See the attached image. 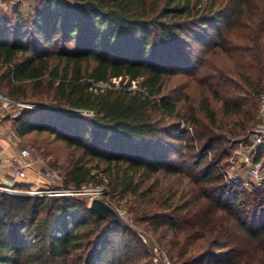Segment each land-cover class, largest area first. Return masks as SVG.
<instances>
[{
	"label": "trees",
	"instance_id": "1",
	"mask_svg": "<svg viewBox=\"0 0 264 264\" xmlns=\"http://www.w3.org/2000/svg\"><path fill=\"white\" fill-rule=\"evenodd\" d=\"M236 1L40 0L30 24L43 43L55 45L57 35L74 42L48 55L24 40L21 21L13 30L0 17V87L20 83L8 92L25 94L24 81L38 89L46 78L58 103L92 113L25 117L16 122L17 135L47 132L78 151L64 168L65 187L94 182L110 204L133 200L173 264H264V186L244 195L240 180L227 192L219 171L228 154L223 144L238 135L249 142L264 95V20L252 36L240 31L245 2L234 7ZM229 4L235 9L223 16ZM223 22L208 56L224 55L226 63L207 65L203 58L187 74L197 94L195 102L187 94V115H180L177 99L163 88L177 45L185 38L202 42ZM100 82L110 86H92ZM169 116L187 122L179 163L162 136L180 140L185 131L179 122L164 126ZM253 159L264 165V142ZM116 230L136 245L119 252L109 237ZM147 248L128 228L89 210L85 198L0 192V264H128L136 254L131 264H152Z\"/></svg>",
	"mask_w": 264,
	"mask_h": 264
},
{
	"label": "rangeland",
	"instance_id": "2",
	"mask_svg": "<svg viewBox=\"0 0 264 264\" xmlns=\"http://www.w3.org/2000/svg\"><path fill=\"white\" fill-rule=\"evenodd\" d=\"M245 2V5L242 6L243 10L241 12V18L239 21L240 31L246 32L249 36L253 34V28L256 27V24H261L260 20H264V0H242ZM239 0L236 1L234 7L238 5ZM40 4V0H27L21 3L15 4L11 9H7L5 12L0 13V17L5 15L10 23H12V29H16L17 23L22 22V26L19 27L25 35L26 40H34L38 42L45 49V54L55 53L61 47L68 46L72 48L74 42H65L61 39L59 35L55 36L56 39L55 45L44 44L42 39L36 33L34 27L30 24L33 19L36 10ZM233 4H229L222 8V15H228L229 11L235 9L232 7ZM254 7V8H252ZM251 10H254L252 12ZM253 13V14H252ZM259 15L262 19H260ZM12 30V32H13ZM225 32L224 22L220 23L217 28L212 29L208 35H202L199 38L202 39V42L196 43L192 38H185V42L178 43V50L176 51V56L174 61H172L171 68L168 70L167 75L163 80L164 93L170 94L173 98H176L178 101V110L181 114L187 115V94L193 102L196 98V84L193 81H189L190 77H187L189 72L195 71L203 58H205L207 65L216 64L222 65L226 63V58L224 55H212L211 51H215L210 47V43L216 39L217 32ZM205 36L207 38H205ZM183 40V41H184ZM210 49H212L210 51ZM43 51V50H42ZM56 63V60L52 61ZM141 81V80H139ZM111 83L115 86H120V78H112ZM126 83V80L123 84ZM20 83H15L12 81H7L2 84L0 91L5 93L6 97L12 101L10 107L5 111H1L0 116L2 117V130L0 131V144L3 148L0 149L1 155H9L15 151H18L20 148L26 147L31 151L33 160H36V165L33 169L27 171V177L23 180H18V189L35 191L38 195L33 196H51V197H63L71 196L76 198H85L88 203V194L84 192L75 191L77 188L70 186L65 187L64 185V168L76 160L79 152L71 148L66 147L63 141L57 140L52 134L47 132L37 134L32 132L25 136H18L16 133L17 121L23 118L30 116H40L42 113L50 112L55 113H66L76 116L91 117L92 113L87 111H80L68 108L65 105H62L54 99V89L50 88L46 78L43 79L41 87L36 89L34 84L30 81H24L23 85L25 89V94H20V92L10 95L9 90L13 88L14 85ZM188 85V89H187ZM93 87H109V84L106 83H93ZM132 89H138L139 85L137 81H134L132 84ZM192 102V103H193ZM56 115V114H55ZM179 122V130L185 131L180 140L173 139L168 136V134L163 135L162 137L167 140L168 144V154L176 163H179L183 151H186L184 148L185 141H187V122H181L176 117H164L163 123L164 126H173ZM245 136L238 135L236 139H232L230 143L223 144V147H227L228 154L220 164V170L225 178L223 182L226 184L227 181V192L228 190H233L232 184L239 183L243 181V188L245 192H250L253 190V186L261 188L264 186V182L256 185V181L252 180L248 174L249 164L246 161V156L249 154L250 149V139L249 142H244ZM218 145V144H217ZM5 147V148H4ZM5 149V152L3 151ZM194 155V154H192ZM186 163L189 164L192 161V157L186 156ZM236 179H239L236 180ZM2 184L9 186L13 185V180L9 177L1 179ZM244 181L249 182L250 184L245 185ZM86 188L90 190H100L102 189L101 185L94 184V182L84 183ZM238 187V186H236ZM238 192L243 191L238 187ZM2 193L4 190H0ZM234 191V190H233ZM241 196V193H239ZM245 197H242L244 199ZM112 206L117 210L118 214L129 223L131 226L143 231L146 234V240H143L138 236L132 229L128 228L132 233L140 237L147 244V250L150 254L152 264H162V255H165L168 259V255L163 245L159 242V237L157 234H154L152 230L148 229L149 225L146 222H143L141 219L144 217L143 209L138 207V205L133 203V200L130 198L127 200H122L118 202H112ZM247 209H250V206L247 205ZM250 212V211H249ZM144 219V218H143ZM111 240L113 243H118L120 245L119 252L124 253L126 249L124 245H130V247L136 245L135 243H130L131 234L121 230L114 231L110 234ZM158 248V253L154 252L153 247ZM143 249L140 246H137L135 252L141 253ZM137 254L133 255L131 258L127 259V263L131 264L137 260ZM153 259V260H152ZM170 260V259H169ZM146 261H149L148 259ZM173 264V262L170 260Z\"/></svg>",
	"mask_w": 264,
	"mask_h": 264
},
{
	"label": "built area",
	"instance_id": "3",
	"mask_svg": "<svg viewBox=\"0 0 264 264\" xmlns=\"http://www.w3.org/2000/svg\"><path fill=\"white\" fill-rule=\"evenodd\" d=\"M27 0H0V11H6L7 9H11L15 6V4L21 3ZM12 101L6 97L4 93L0 91V109L1 111H5L10 107ZM2 130V117L0 116V131ZM250 149L249 154L246 156V161L249 164L248 174L252 180L256 181V185H259L264 182V165L262 160H254L253 154L255 152V148L257 145L264 142V95L259 97L258 102V110H257V123L252 128V132L250 134ZM36 160H33L31 151L29 148L23 147L16 151L14 154L10 156H1L0 155V190H4L3 193L9 195H38L35 191L29 190H21L18 189V180H23L27 177V171L29 169H33L36 165ZM5 177H9L13 180V185L9 186L6 184H2L1 179ZM239 181V179H236ZM243 182V181H242ZM245 185L250 184L247 181H244ZM252 188H257L253 186ZM75 191L84 192L88 194V196L96 193L102 195V189L100 190H90L85 187V185H81L80 188H77ZM2 192V191H0ZM42 196V194H41ZM154 252H159L158 248L153 247ZM159 254V253H158ZM162 264H172L170 260L162 255Z\"/></svg>",
	"mask_w": 264,
	"mask_h": 264
},
{
	"label": "water",
	"instance_id": "4",
	"mask_svg": "<svg viewBox=\"0 0 264 264\" xmlns=\"http://www.w3.org/2000/svg\"><path fill=\"white\" fill-rule=\"evenodd\" d=\"M87 207L99 217L106 219L109 222L128 227L143 240H146V234L123 220V218L118 214L117 210L109 202H107L102 195L96 193L90 195L88 198Z\"/></svg>",
	"mask_w": 264,
	"mask_h": 264
},
{
	"label": "crops",
	"instance_id": "5",
	"mask_svg": "<svg viewBox=\"0 0 264 264\" xmlns=\"http://www.w3.org/2000/svg\"><path fill=\"white\" fill-rule=\"evenodd\" d=\"M1 148H3V146H1V144H0V149ZM5 148V147H4ZM3 151L5 152V149H3ZM16 152V151H15ZM15 152H13V153H11V154H9V155H7V156H10V155H12V154H14ZM0 155H1V153H0ZM1 156H4L5 157V155H1Z\"/></svg>",
	"mask_w": 264,
	"mask_h": 264
}]
</instances>
